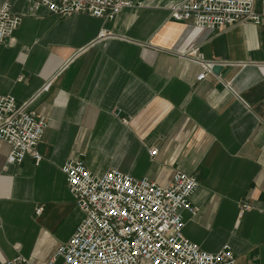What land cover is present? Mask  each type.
<instances>
[{"label":"crops","instance_id":"0c3cea01","mask_svg":"<svg viewBox=\"0 0 264 264\" xmlns=\"http://www.w3.org/2000/svg\"><path fill=\"white\" fill-rule=\"evenodd\" d=\"M138 1L112 20L40 7L0 45V95L33 98L48 120L39 163H9L0 141V264L19 255L45 264L72 236L84 214L61 170L70 159L160 185L177 170L194 175L198 211L185 212V236L211 253L229 245L237 264H264V0L259 24L219 31L170 19L181 0Z\"/></svg>","mask_w":264,"mask_h":264},{"label":"built area","instance_id":"2783aa9c","mask_svg":"<svg viewBox=\"0 0 264 264\" xmlns=\"http://www.w3.org/2000/svg\"><path fill=\"white\" fill-rule=\"evenodd\" d=\"M28 11L14 13L9 3L0 6V45L13 41L24 15L40 7L59 17L84 13L115 19L138 0H28ZM256 0H181L170 8V19L191 21L196 26L219 31L244 21L259 24L262 15ZM210 66L213 64H209ZM209 67L198 75L206 77ZM44 85L42 90L48 89ZM32 99L18 101L0 95V141L9 145L7 161L21 163L31 155L42 160L38 145L48 125L45 117L30 108ZM158 149L150 150L154 158ZM61 170L83 218L72 236L45 264H237L232 248L225 245L207 252L184 234L185 212L198 208L191 197L199 186L187 172H174L168 185L147 177H135L117 169L94 174L81 160L65 161ZM250 208L244 203L241 212ZM42 208L37 210L38 213ZM2 264H32L21 255Z\"/></svg>","mask_w":264,"mask_h":264},{"label":"water","instance_id":"95a60500","mask_svg":"<svg viewBox=\"0 0 264 264\" xmlns=\"http://www.w3.org/2000/svg\"><path fill=\"white\" fill-rule=\"evenodd\" d=\"M222 66L220 64H215L213 66V71L214 72H219L221 70Z\"/></svg>","mask_w":264,"mask_h":264}]
</instances>
